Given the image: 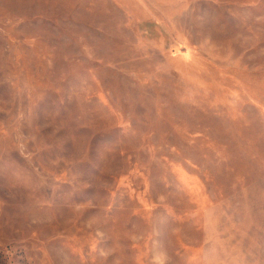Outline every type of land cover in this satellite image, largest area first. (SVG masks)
I'll return each instance as SVG.
<instances>
[{
  "label": "rangeland",
  "instance_id": "rangeland-1",
  "mask_svg": "<svg viewBox=\"0 0 264 264\" xmlns=\"http://www.w3.org/2000/svg\"><path fill=\"white\" fill-rule=\"evenodd\" d=\"M0 264H264V0H0Z\"/></svg>",
  "mask_w": 264,
  "mask_h": 264
}]
</instances>
